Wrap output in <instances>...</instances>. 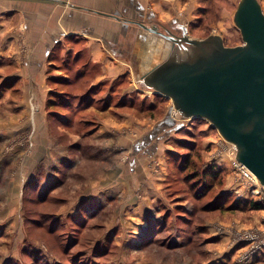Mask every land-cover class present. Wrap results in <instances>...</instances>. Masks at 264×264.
Here are the masks:
<instances>
[{"label":"rangeland","instance_id":"374dc122","mask_svg":"<svg viewBox=\"0 0 264 264\" xmlns=\"http://www.w3.org/2000/svg\"><path fill=\"white\" fill-rule=\"evenodd\" d=\"M239 1L198 0V19L188 22L193 38L220 35L228 47L242 45L234 23ZM2 79L0 74V264H248L240 261L241 246L232 239L235 231L264 230V200L234 181L232 144L207 120H188L165 139L164 169L151 165L162 186L155 201L151 178L141 167L146 157L135 150L139 133L133 121H144L142 131L150 129L168 114L170 99L140 89L139 80L135 88L136 77L125 75L117 105L126 115L121 120L133 118L134 124L112 131L113 137H98L99 123L88 126L92 147L74 149V156L67 149L68 131L60 146L57 140L51 145L56 138L50 131H23L21 122L5 120L7 81ZM128 84L133 88L127 90ZM76 119L72 115L59 124L63 129L77 124L76 133H83ZM43 145L50 151L44 153ZM129 194L135 201L125 199ZM251 201L263 208L254 209ZM157 214L163 217L155 220ZM251 264H264V252Z\"/></svg>","mask_w":264,"mask_h":264},{"label":"crops","instance_id":"0c3cea01","mask_svg":"<svg viewBox=\"0 0 264 264\" xmlns=\"http://www.w3.org/2000/svg\"><path fill=\"white\" fill-rule=\"evenodd\" d=\"M260 2L264 9L263 1ZM199 9L198 0H4L3 3L0 0V27L3 28L0 74L7 81L5 120L21 122L23 131L33 127L45 134L50 131L48 135L56 138L51 145L57 140L60 146L61 134L68 131L67 149L74 156L80 147H92L89 136L93 132L88 126L99 123L98 137H113L112 131L122 132L136 122L138 128L136 125L134 129L139 135L135 150L146 157L141 167L151 178L149 185L158 201L162 187L158 182L160 173L152 174L151 165L163 170L167 163L164 154L173 132L166 121L172 106L159 123L155 121L150 129L142 131L140 123L144 121L127 117L121 120L126 115L117 104L122 101L119 96L124 93L125 75L136 77L132 84L135 88L139 80L140 89L149 90L142 78L162 63L171 51L168 49L171 44L125 21L136 19L164 33L171 30L178 33L179 29L171 26L179 22L189 29L188 22L198 19ZM102 12L117 14L121 20ZM188 33L193 38L190 29ZM152 37H157L159 44ZM128 85L127 90L133 88ZM72 115L84 125L83 133H76L77 124L67 129L60 126V122L70 121ZM127 141L123 137L121 143ZM98 142L102 144V140ZM46 145L42 147L44 153L50 151ZM80 166L74 167V171ZM133 196L124 198L132 202ZM137 200L151 202L148 197ZM160 216L163 217L157 214L154 219Z\"/></svg>","mask_w":264,"mask_h":264},{"label":"water","instance_id":"95a60500","mask_svg":"<svg viewBox=\"0 0 264 264\" xmlns=\"http://www.w3.org/2000/svg\"><path fill=\"white\" fill-rule=\"evenodd\" d=\"M103 15L121 20L119 15ZM170 42L168 58L143 76L145 87L172 101L181 114L175 124L171 112L166 124L174 129L188 120H207L220 135L237 147L236 159L261 182L264 192V9L260 0H240L234 23L243 44L225 45L220 35L191 38L179 22L178 33L149 28L127 19Z\"/></svg>","mask_w":264,"mask_h":264},{"label":"built area","instance_id":"2783aa9c","mask_svg":"<svg viewBox=\"0 0 264 264\" xmlns=\"http://www.w3.org/2000/svg\"><path fill=\"white\" fill-rule=\"evenodd\" d=\"M172 119L180 122L182 118L181 114L175 110V115H171ZM237 147L231 145V159L230 169L233 173L234 181L243 186L244 192L253 194L255 197H259L264 200L263 187L261 182L255 174H253L245 165L239 163L236 159ZM234 238L232 244L241 246L240 261L243 263H252L253 259L260 256L264 252V230L261 228L244 229L234 232ZM232 248V247H230Z\"/></svg>","mask_w":264,"mask_h":264},{"label":"trees","instance_id":"16d2710c","mask_svg":"<svg viewBox=\"0 0 264 264\" xmlns=\"http://www.w3.org/2000/svg\"><path fill=\"white\" fill-rule=\"evenodd\" d=\"M68 122H69V120H68ZM175 124H178V122H176ZM183 128V127H182ZM170 131H172V132H175L177 129H174V127H170V129H169ZM253 206V208L254 209H262L263 208V204L262 203H260V202H257V201H251L250 202V206ZM156 220V219H155ZM154 220V221H155ZM150 222V224H154V223H157V222ZM167 224V221H165L164 223H163V225H166Z\"/></svg>","mask_w":264,"mask_h":264},{"label":"bare ground","instance_id":"6f19581e","mask_svg":"<svg viewBox=\"0 0 264 264\" xmlns=\"http://www.w3.org/2000/svg\"><path fill=\"white\" fill-rule=\"evenodd\" d=\"M152 38L155 39V41H154L155 44H156V43L159 44V43H158V42H159V39H158L157 37H152ZM160 40H162V39L160 38ZM160 42H162V41H160ZM169 53H170V51L167 52V56L169 55ZM148 58H149V57H148ZM150 62H151V61H150ZM159 65H160V64H159ZM159 65H158V66H159ZM153 69H154V68H153ZM153 69H152V70H153ZM149 71H151V70H149ZM175 110H176V109H174V108L170 110L171 115L173 114V112H175ZM176 111H177V110H176ZM173 115H174V114H173Z\"/></svg>","mask_w":264,"mask_h":264},{"label":"flooded vegetation","instance_id":"af4514ba","mask_svg":"<svg viewBox=\"0 0 264 264\" xmlns=\"http://www.w3.org/2000/svg\"><path fill=\"white\" fill-rule=\"evenodd\" d=\"M167 33H176V31L175 30H173V31L171 30V31H167Z\"/></svg>","mask_w":264,"mask_h":264}]
</instances>
